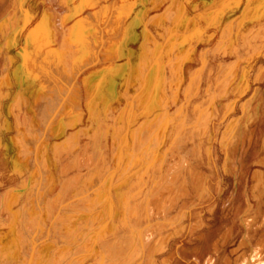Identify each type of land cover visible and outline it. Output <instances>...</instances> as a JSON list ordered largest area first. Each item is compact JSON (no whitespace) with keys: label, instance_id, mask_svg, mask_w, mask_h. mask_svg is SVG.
Listing matches in <instances>:
<instances>
[{"label":"bare ground","instance_id":"obj_1","mask_svg":"<svg viewBox=\"0 0 264 264\" xmlns=\"http://www.w3.org/2000/svg\"><path fill=\"white\" fill-rule=\"evenodd\" d=\"M6 3L0 0V7ZM9 8L11 17L0 11V149L6 150L0 157V175L13 161L5 160L11 152L2 144L1 133L12 130L14 121L11 141L21 152L17 173L24 193L0 199V211L9 215L0 217V264H89L91 256L96 258L92 264H134L138 252L133 249L151 231L147 222L159 220L172 176L164 167L175 139L165 146V133L170 102L179 96L156 45V31L187 21L186 7L178 0H18ZM13 49H18L16 54ZM147 54L152 61L139 62ZM33 64L37 70L32 77L26 68ZM241 82L236 96L247 92ZM30 83L37 84L36 107L32 92L24 96ZM14 85L20 90L5 108L4 97ZM173 88L171 98L168 90ZM184 115L174 117L175 122H182ZM253 117L260 129L264 107ZM254 142L255 158L264 151V136H254ZM109 158L119 165L117 172ZM159 159L161 171L141 187L138 182ZM122 182L133 183L135 193L115 198L113 190L120 191ZM204 186L210 189L209 180ZM151 206L157 209L154 217H149ZM117 211L122 227L114 225L111 234L121 235L104 242L97 256L107 222L115 224ZM14 238L25 239L19 259L7 254ZM251 240H244L248 247L236 264H264V234L254 247ZM192 264H199L197 258Z\"/></svg>","mask_w":264,"mask_h":264},{"label":"rangeland","instance_id":"obj_2","mask_svg":"<svg viewBox=\"0 0 264 264\" xmlns=\"http://www.w3.org/2000/svg\"><path fill=\"white\" fill-rule=\"evenodd\" d=\"M11 1L6 0V5L0 7L5 17H11L13 13L9 7L18 4V0ZM178 1L186 7L187 21L156 31L160 36V43L156 45L169 65L173 87L179 96L170 102V122L165 133V146L175 139L164 167L172 173L168 181L169 195L162 198L164 205L159 220L147 222L151 231L140 237L139 244L133 249L138 252L137 260L133 262L192 264L197 258L199 264H236L248 247L243 245L244 240L252 238L254 247L256 240L264 234V151L254 158V136H264V125L258 129L253 119L255 111L264 107V0ZM18 49H13V54ZM134 49L136 53L140 51L138 45ZM254 51L261 55H254ZM141 61L151 62L152 56L144 55ZM35 68L33 64L26 72L31 71L33 77ZM178 72L180 78L176 77ZM137 77L141 83V76ZM241 81L246 83L247 92L236 96L235 87L243 83ZM32 84L24 91V96L31 97L33 93L32 106L36 107L34 85L37 84ZM174 88L168 90L171 98ZM18 90L20 87L14 85L5 91V108ZM194 93L196 95L191 99ZM22 105L26 111L27 106ZM182 112L185 113L183 121L180 119L176 123L175 118ZM2 115L9 117L7 111ZM13 122L12 130L1 133L2 144L8 145L11 152L5 160H13L0 175V199L6 201L24 193L17 173L21 162L17 158L21 152L11 141L16 133ZM5 151L0 149L1 158ZM43 163L40 161L38 167L42 168ZM162 163L159 159L154 167L148 168L138 182L141 187L146 188L153 176L159 174ZM109 166L117 172L119 165H113L109 158ZM255 171L257 175H254ZM207 180L211 186L204 190ZM87 184L89 186V180ZM134 184L122 182L120 191L113 190V196L122 199L134 194ZM35 187L32 191L38 189ZM199 192L202 195L198 196ZM54 194L55 191L51 195ZM156 210L151 206L149 217L156 216ZM0 213L3 219L9 217ZM120 214L117 211L115 224L107 222L97 256L105 247L104 242H112L121 235L116 231L111 234L114 225L122 227ZM99 222L93 227L96 228ZM60 227L65 231L64 225ZM123 231L126 236L127 229ZM24 240L14 238L8 243L9 257L21 258L26 248ZM59 242L60 248L64 249V241ZM95 259L91 256L90 263Z\"/></svg>","mask_w":264,"mask_h":264}]
</instances>
